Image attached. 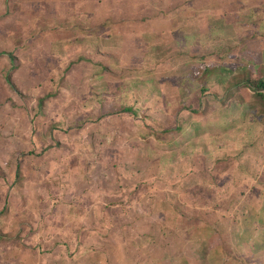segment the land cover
I'll use <instances>...</instances> for the list:
<instances>
[{"label": "rangeland", "instance_id": "rangeland-1", "mask_svg": "<svg viewBox=\"0 0 264 264\" xmlns=\"http://www.w3.org/2000/svg\"><path fill=\"white\" fill-rule=\"evenodd\" d=\"M152 1L0 0V264H264V0L106 58Z\"/></svg>", "mask_w": 264, "mask_h": 264}, {"label": "crops", "instance_id": "crops-1", "mask_svg": "<svg viewBox=\"0 0 264 264\" xmlns=\"http://www.w3.org/2000/svg\"><path fill=\"white\" fill-rule=\"evenodd\" d=\"M124 2H126V0H117V7L119 8L122 4L124 5L125 4ZM217 2H218V6L215 7L213 3L212 7H210L211 5L209 6L210 8L208 7L209 2L207 3V0H202V2L200 3L199 2L196 3V0H153L152 2H144L145 5H150L151 9L149 12H147V15H143V17L140 16L138 19L135 17L132 18L127 14V12L123 10L124 17L125 18L128 17L131 19V22H129L128 19L125 20V18H122L120 16L121 13L120 14L118 13L117 19L123 22V24H121L120 26L123 27L125 33L130 32L128 35L125 34L124 35L125 37L123 35L121 37L120 32L122 31L119 30L118 32H115V30H113L111 32L107 31L105 34L100 33V34L91 35L90 38L93 42L98 43V46L100 47V50L102 52L107 53L106 56L104 55L106 58H113L115 61H118L117 59H119V56L117 58L115 57L122 52L121 47H123L124 45L127 46L126 45L127 42L129 43V45L133 44L136 47L142 44L144 47V52L147 51V47H151L152 45H154L155 41H152L150 44H148V34L157 37V34L162 32V30L164 29H167L169 32L170 31L172 32L180 28L183 37L196 35L195 33V31L197 30V27H195L196 25L195 26H191L189 24L183 25L182 23H190V22L196 23L197 21L195 20L197 18H198L197 20H199L200 16L203 17L206 15H216L217 13H219V9H220L219 5H221V7L230 6L229 0H225L224 3L218 0ZM176 3L179 4L177 5ZM134 4L136 3L134 2ZM204 7L207 8L206 11H211V12L205 14ZM194 13L197 14V18L194 17ZM173 16H176L177 19H179L181 23L180 25L172 24ZM105 18L106 19H103V21L106 22L109 21V17H105ZM126 21L129 22L130 25V28H127V31L125 30ZM138 22H141V24L142 22H144L147 25V26L143 25L144 27L140 29L141 32H136L137 28L140 26L138 25ZM121 27L118 26L119 29H121ZM148 29L149 31L152 30V32L148 33L147 32ZM125 38L126 41L124 40ZM26 264H28V261Z\"/></svg>", "mask_w": 264, "mask_h": 264}, {"label": "trees", "instance_id": "trees-1", "mask_svg": "<svg viewBox=\"0 0 264 264\" xmlns=\"http://www.w3.org/2000/svg\"><path fill=\"white\" fill-rule=\"evenodd\" d=\"M8 58L11 59L12 57L7 54ZM247 88H250L253 91V94L257 97L264 98V77H259L254 75L252 78L244 80L243 84ZM125 112H131L130 109H124Z\"/></svg>", "mask_w": 264, "mask_h": 264}]
</instances>
